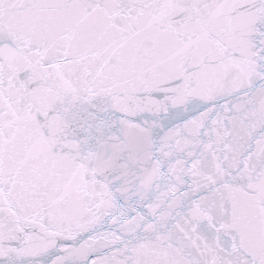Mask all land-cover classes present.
Returning a JSON list of instances; mask_svg holds the SVG:
<instances>
[{"label": "snow or ice", "instance_id": "1", "mask_svg": "<svg viewBox=\"0 0 264 264\" xmlns=\"http://www.w3.org/2000/svg\"><path fill=\"white\" fill-rule=\"evenodd\" d=\"M0 264H264V0H0Z\"/></svg>", "mask_w": 264, "mask_h": 264}]
</instances>
